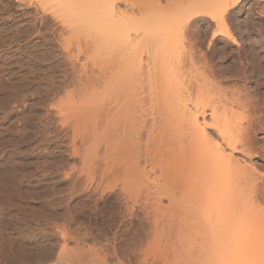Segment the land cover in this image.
I'll return each instance as SVG.
<instances>
[{
	"label": "bare ground",
	"instance_id": "obj_1",
	"mask_svg": "<svg viewBox=\"0 0 264 264\" xmlns=\"http://www.w3.org/2000/svg\"><path fill=\"white\" fill-rule=\"evenodd\" d=\"M25 1L28 5L36 4V9H39L42 14L48 13L53 17L56 15L52 7L58 5L63 11L62 7L67 6L65 12L73 22L68 21L66 13L61 16L58 12L59 15H57L63 20L66 19V23L63 22V24L69 25V29L75 25L77 28L81 27L77 30L78 32L83 28L87 30H84L87 32L86 34H89L88 29H90L92 36L86 41L84 40L85 48H91L90 54L94 52V55L103 61L102 69L93 70L91 68L83 73L87 76L78 77L77 84L80 91L77 92L78 97L73 98L74 94L67 92L64 103L62 102L64 106L62 104L61 107L60 104L63 100H60V104L57 103L58 106L60 105V109L57 107L56 113L63 115L69 108L74 113L71 112L74 115V118L72 117L73 125L86 118H91L93 124L91 123L92 127H89L90 131L86 129V135L81 134L79 141L86 143L90 138L93 139L97 136L100 142L104 140L103 136H107L110 141L119 140L117 145L123 150L125 149V152L120 153V156H125L121 157L120 161L124 164L134 162L133 170L122 171L124 180L131 182L133 186H138L137 180L148 178L146 177L148 176L146 175L147 171L152 173L157 171L160 173V180H162L159 185V181H157L156 187H159L157 193H164L168 197V218L165 219L167 221L163 220L162 222L157 216V220L162 223L153 220V224L150 223L152 225L150 235H148L149 232L144 233L148 236L143 235L147 243L151 241L155 245L154 242L160 240L155 241L154 239H158L159 236L161 238L165 233V237L161 238L162 243L166 242L165 249L163 248L165 251L159 250L157 242L153 248L158 247L154 250L161 251L160 254L158 251V253L155 252L156 254L152 253L150 249L149 253L142 251L140 257L135 256L138 258H133L136 259L133 262H128L127 259L126 262L123 258L120 261L119 255L116 256V259V251L112 248L115 245L111 246L108 243L112 251H109L110 247L106 244L105 250L107 251V248L109 250L107 252L104 250L105 253L96 252L90 256L83 253L88 258L90 257L91 263L89 261L88 264H264V197L262 198L260 192L261 187L264 186V176L256 172L255 166L252 168V164H250L251 167H248L245 163V158L249 157L254 149L249 129L252 123H255L256 117L254 118V114L246 109L245 102L238 101L234 97V93L231 92V96L227 97L230 95L229 92L227 96L225 94L222 96L219 91L217 95L218 92L214 89L217 81L214 82L213 77L207 75L211 78L209 79L206 76L207 73L204 72L207 71L206 67L199 71V68L206 63L202 61L203 57H201L202 60L199 57L197 59L204 65L197 66V63H200L193 57V51L187 52L189 44L186 48V44L183 43L185 42L183 41L184 37L191 32L190 28L195 25L197 20L199 21L200 15L207 16L215 25L214 33H212L214 37L216 35L230 36L228 22L233 18L231 15L234 14L235 7L243 0ZM24 13L27 12L24 11ZM229 17L232 18L229 20ZM35 18L33 16L34 20ZM75 26L72 27V30ZM77 31H73L71 34L78 35ZM61 32L59 35L63 34ZM190 50L193 49L190 48ZM182 53L185 57L181 55ZM178 55L179 59L176 60ZM210 71L211 69L209 73ZM215 80H217L216 77ZM60 90L58 89V92ZM213 90L214 93L216 92L215 96H213ZM75 98L83 100H81L80 106L77 105V108L66 106L70 103L69 99L74 100ZM251 105L254 108L257 106L254 103ZM148 114L151 119H143ZM156 121L160 125H166L161 124L166 121L167 125L158 126ZM254 126L253 128H255ZM76 128V125L73 126L74 136L77 132ZM253 128L251 127V129ZM158 129L159 131H156ZM41 131L39 134H42L41 137H43V128ZM153 132H157V137L156 134L153 135ZM32 135L37 134H31V138ZM40 135L38 136L40 137ZM44 136L46 137V135ZM39 137H36L37 140ZM165 138L167 139L165 141L168 142L167 150H157V144L164 141ZM141 139H145L143 144H140ZM37 147L40 146L37 145ZM106 148L109 151L113 146L108 145ZM235 154H240L244 158L239 159ZM153 182L152 185L156 183V181ZM153 187L155 188V185ZM150 214L153 216L154 213ZM50 216L52 215L40 217L32 222L21 223L17 225L18 230H16L20 231L19 228L23 230L27 227L39 229L48 225L54 226L56 221L50 219ZM51 228L55 229V227ZM56 229L58 228L56 227ZM147 229V231L150 230L149 227ZM22 230L21 233L24 232ZM118 231L120 232V230ZM40 232H36L38 233L36 235L40 236ZM158 232L161 235H157ZM139 233L141 232L139 231ZM136 234H138V230ZM155 234L157 236H154ZM135 236L132 238L133 240H136ZM146 237L149 238L146 239ZM123 239H121L122 242L127 241V239ZM65 243L63 246L61 244L58 246L60 249L56 255L59 257L55 256L58 258L55 262L52 260L51 264H68L70 262L67 263L66 260L73 256L71 254H74L72 251L74 247L70 248L68 243ZM126 243L122 248L123 252ZM128 243V246L132 245L134 249L135 244L139 242L130 241ZM130 243L135 244L133 246ZM139 246H137L138 249L136 247V251L141 247ZM116 247L117 250L118 246ZM133 249L132 251L135 250ZM119 251L117 254H120L121 251ZM132 251L131 253H133ZM78 254L75 253L74 257ZM65 256L66 260H64ZM121 256L125 258V255L121 254ZM86 260L84 258L83 261Z\"/></svg>",
	"mask_w": 264,
	"mask_h": 264
},
{
	"label": "rangeland",
	"instance_id": "obj_2",
	"mask_svg": "<svg viewBox=\"0 0 264 264\" xmlns=\"http://www.w3.org/2000/svg\"><path fill=\"white\" fill-rule=\"evenodd\" d=\"M22 1L0 0V264H44L46 262V264H51L59 257L56 255L60 249L58 246H63L64 242L68 243L70 248L74 247L72 249L74 254H71L73 263L71 258L65 256L64 259H69L66 262L70 261V264H88L90 257L88 258L83 253L89 256L96 252L102 253L109 244L115 245L112 247L116 251H114L115 257L117 255L120 257L121 254L125 255V258L124 256L118 257L120 261L123 258L124 261L127 259L128 262H133L136 260L133 258H138L135 256L140 257L142 251L149 253L150 249L152 253H158L166 246V242L162 243L161 241L165 237V233L162 234V239L160 236L157 237L158 239H154V236L161 235L159 232L152 236L154 238L151 237L155 241H161H153L155 245L151 243L150 239L149 243L144 240L147 235L144 233L149 232L148 235H150L153 220L159 223L161 220L166 222L165 219L168 218V197L164 193H157L159 191V187H156L157 181H159L158 185L162 183L160 173L147 171L146 175L148 176L146 177L148 178L137 180L138 186L126 182L122 171L133 170L134 162L124 164L120 161L121 157H125L120 156V153L125 152V149L123 150L117 145L119 140L110 141L105 135L106 137L103 136L104 140L101 142L97 136L82 143L79 139L81 140L80 137L83 134L86 135V129L90 131L91 123L93 124L91 118H86L87 121L86 119L79 121L78 125L75 124L77 132L74 136L73 126L75 125L72 122L74 113L69 108L63 115L56 113L57 107L59 109L60 105L62 107L67 92H72L73 98L78 97L77 92H80L77 84L78 77L85 76L86 74L83 75V73L88 69L100 70L104 66L103 61L99 60L94 52L90 54L91 48H85L84 40L86 41L92 36L91 30L87 28L89 34H86L84 28L78 32L77 30L81 27L77 28L74 25L75 28L72 30L73 25L69 29V25L63 24L66 19L63 20L58 15L64 16L67 6L65 8L61 6L64 9V14L58 5L52 7L56 15L53 17L48 13L42 14L39 9H36V4L28 5L25 0ZM33 16L36 17L35 20ZM202 16L200 15L199 21L197 20L195 25L190 28L191 32L188 34L189 36L184 37L183 41L185 42L183 43L186 44V48L189 47L188 53L193 51L195 59L199 57L202 60L201 57H203L202 61L206 62L205 65L208 64L205 66L197 59L200 63H197V66L204 65L199 68V71L206 67L207 71L204 69V72L207 73L206 76L213 77L214 82L217 81L214 88L218 92L217 95L219 91L222 96L224 94L227 96L228 92L229 94L234 93V97L238 101L245 102L246 109L254 114V118L256 117L255 123H252L249 129L254 149L249 157L245 158V163L248 167H251L250 164H252V168L255 166L256 172L264 176V0H243L235 7L234 14L231 15L232 20L230 17V21L227 19L229 22L226 20L230 36L216 35L214 37L212 33H214L215 25L207 16ZM66 17L69 21L67 13ZM70 21L73 22V20ZM75 29L78 35L71 34L73 31L76 32ZM60 32L63 34L59 35ZM186 48L184 49L186 50ZM179 55L176 60L179 59ZM181 55L184 56L183 53ZM185 55L187 54L185 53ZM208 66L209 68H207ZM210 69L211 74L209 73ZM74 81L76 84L73 83ZM56 87L61 90L58 92ZM215 93L212 95L215 96ZM230 96L231 94L227 97ZM60 100H63L61 104ZM69 100L70 103L74 101L73 99ZM81 100L78 98L66 106L77 108L83 101ZM57 103L60 105L58 106ZM252 103L257 106L254 108ZM149 115L143 119H151ZM206 117L208 118V116ZM258 120L260 121L258 122ZM161 124L167 125L166 121ZM157 125L166 126L160 125L159 122ZM42 128L43 137H41L42 134H39L42 132ZM156 133L153 132V135ZM31 134L37 135H32L31 138ZM38 135L43 139L42 141ZM35 136L39 139L37 140ZM72 136L73 139L75 137L74 140ZM155 136L157 137V134ZM44 138L48 142L44 141ZM163 140L157 144V150H167L168 142L165 141L167 139ZM144 141L145 139H141L142 143L140 142V144H143ZM80 142L81 145H79ZM37 145L40 147L38 148ZM108 145L113 146L109 151L106 150ZM236 155L239 159L244 158L240 154ZM140 160L142 159L140 158ZM152 182L155 183L153 184L155 188ZM260 192L263 198L264 186L261 187ZM150 213H154V219ZM48 215H52L50 219L56 221L54 226L48 225L39 229L27 227V229H23L22 233V229L19 228L20 231H17V225L38 220L40 217H48ZM48 227H55V229L57 227L58 229L55 231L54 228H51V231ZM148 227L149 231H147ZM46 229L50 233L48 231L46 233ZM42 230L45 233H42ZM137 230L138 234H136ZM35 231H41L40 236L36 235L38 233ZM139 231L143 234L141 235ZM115 233L118 235L116 236ZM134 236L138 239L133 240ZM47 241L51 243L49 244ZM130 241L139 242L136 243L137 245L134 243L135 246L130 243L133 244L135 250L132 245L128 246ZM157 242L162 245H157ZM124 243H126V248L123 249V252ZM118 244H122L121 250ZM156 245L159 246L158 252L154 250L158 247L153 248ZM48 246L50 247L48 248ZM116 246H118L117 250ZM137 246L140 247V251H136ZM75 249L76 251H74ZM164 249L163 251H165ZM107 251L105 250V252ZM109 251H112L111 247ZM118 251L120 254H117ZM75 253H79L75 256L76 258L74 257ZM138 253L139 255H137ZM62 258H64L63 255ZM84 258L87 260L83 261Z\"/></svg>",
	"mask_w": 264,
	"mask_h": 264
}]
</instances>
